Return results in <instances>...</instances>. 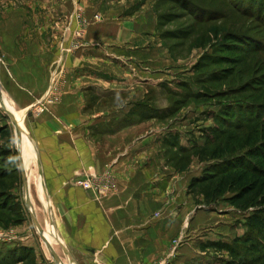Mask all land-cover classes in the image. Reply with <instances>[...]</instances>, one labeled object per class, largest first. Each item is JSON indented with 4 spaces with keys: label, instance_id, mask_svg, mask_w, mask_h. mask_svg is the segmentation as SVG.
Instances as JSON below:
<instances>
[{
    "label": "crops",
    "instance_id": "1",
    "mask_svg": "<svg viewBox=\"0 0 264 264\" xmlns=\"http://www.w3.org/2000/svg\"><path fill=\"white\" fill-rule=\"evenodd\" d=\"M154 2L0 0V87L22 131L24 194L25 176L60 264H213L202 233L231 238L229 223L188 193L191 171L167 160L164 138L175 125L144 115L150 88L190 73L170 55L162 69ZM56 74L66 80L60 101L34 113ZM85 174L116 188L99 196L78 184ZM17 230L15 245L40 256L31 223Z\"/></svg>",
    "mask_w": 264,
    "mask_h": 264
},
{
    "label": "trees",
    "instance_id": "2",
    "mask_svg": "<svg viewBox=\"0 0 264 264\" xmlns=\"http://www.w3.org/2000/svg\"><path fill=\"white\" fill-rule=\"evenodd\" d=\"M241 1L246 6L239 7L240 11L264 22V0ZM252 9H255L256 13H253ZM211 19L208 17V20ZM165 21L166 15H159V32ZM163 36L166 35L163 33ZM225 41L234 46V50L248 43L250 37L246 33L233 32L229 33ZM257 51H264V46L250 53ZM220 56H209L196 63L195 72L199 71L202 74L200 77L196 75L190 77L191 81L180 82L181 91L174 90L169 82L162 83L160 87L169 98L164 109L157 108L150 102L151 93L155 90L151 89L148 101L144 104V109L147 110L144 115L167 121L179 115L184 108H188L189 104L186 103L191 99L203 104L214 100L218 102L220 110L208 112L207 118L214 120L215 126L204 129L202 135L204 143L187 147L181 144L180 134L166 136L164 138L166 157L175 151L183 157L192 156L203 163H210L201 176L192 178L188 187L189 194L194 196L197 204L201 206L199 208L213 207L220 202H226L235 210L247 214L246 231L242 235L236 236L230 242L212 244L219 250H227L231 255L232 259L224 264H264V93H261L264 92L262 89L264 83H251L250 94L241 86L226 89L225 86H221L222 89H217L215 83H224V80L230 77L229 74L224 73L222 76L215 71L209 74V67L219 63V59L225 58L224 55ZM246 94L248 96L243 97ZM8 154L9 158L18 156L15 149ZM6 158L2 160L5 161ZM167 158L169 163H175L174 157ZM11 161L13 165H7L8 171H3L0 175L4 180L1 191L6 189L14 191L21 181L19 166L14 165L13 159ZM178 166L180 165L174 164L176 169L185 170L177 168ZM2 199L0 222L7 220L22 223L25 205L21 198L10 193ZM34 251L27 247L11 249L7 254H0V259L3 263L13 262L12 260L24 263L36 259Z\"/></svg>",
    "mask_w": 264,
    "mask_h": 264
},
{
    "label": "rangeland",
    "instance_id": "3",
    "mask_svg": "<svg viewBox=\"0 0 264 264\" xmlns=\"http://www.w3.org/2000/svg\"><path fill=\"white\" fill-rule=\"evenodd\" d=\"M245 6L246 5L241 0H155L154 9L158 13V16L166 15V21L160 28L159 32L161 36V44L165 47L166 54H159L158 59L162 60L165 58V60H167V65L162 69L166 72L169 69L168 67H171L168 63L170 55L173 60L180 63L177 65L182 67V69L189 68L190 70V73H187L186 75L181 73V75L179 74L176 76L173 82L174 90L181 91L182 88L179 87L180 82L186 80L189 81V78H193V76L200 77L202 73L199 71L195 72V64L200 62V60L213 55H217L218 57L224 55L225 58L219 59V63L209 67V74L212 71H215L222 76L224 73L230 75L228 80H224V83L214 84L217 86V89H222L223 87L221 86H225V89L231 86L235 88L241 86L250 94L251 83H264V51L250 53V51H253L260 46H264V22L257 20L248 13L240 11L239 7L243 8ZM252 12L256 13V10L252 9ZM79 15L82 16L80 13L77 14V20ZM98 15L99 14L95 16L96 20H99L97 18ZM99 16L101 17V15ZM208 17L209 19L210 17L212 19L208 20ZM202 19L207 20L204 22L197 21ZM233 32L249 34L250 41L242 44L239 49L233 50L234 46L227 44L225 41V38L229 33ZM163 33L166 35L165 37H162ZM228 48H230V50ZM244 50L247 52L244 53ZM262 89L264 90V84ZM244 96L247 97L248 94L243 95V97ZM151 97L152 99L150 102L157 106V108L164 109L168 105L169 98L166 97V94L160 87L155 88L154 92L151 93ZM2 101L3 100L0 97V175L3 171H8L6 168L7 165H13V162L11 161L12 159L15 166H19V159H21L16 127L5 107H3ZM186 104H189L188 108H184L179 115L168 119L167 121L159 122V120H155L154 122L156 125H169L173 123L175 128L173 127L172 130L167 129V136L178 133L180 134L181 144L187 147H192L196 143H204L202 136L204 129L206 130L209 127L215 126V121L207 118L208 112H218L220 106L215 100L203 104L201 102L196 103L194 99H191L190 101H187ZM13 149L18 152V156L16 158H9L10 156L8 153ZM171 153L167 154V157H174V164L180 165L177 168L181 167L182 169H185L182 172L191 171L193 178L196 175L201 176L204 170L210 165V163H203L198 158L192 156L183 157L175 151H172ZM4 157H7L5 161L2 160ZM170 164L174 166V164ZM3 182L4 180L0 178V204L3 202V196L14 193V196L20 197L25 205L26 201L23 180L21 179L16 187L18 189L15 188L14 191L11 189L1 191V189H3L1 185ZM8 182L9 181H7V183ZM192 197L198 208L201 207L197 204L194 196ZM199 209H204L217 215H221V217H223L222 219L225 220V223H229V226H226V228H229L230 230V239L221 238L220 240H212L216 238L218 239L221 236L224 237V234H218L220 233L218 230H207L202 233V235L207 237L209 246L211 245L208 253L213 257V264H224L226 261L232 259L231 255L227 250H219L212 246V244L221 241L230 242L236 237H232L233 235H238L239 233L242 235L246 231L245 216L247 214L245 215L244 213L235 210L226 202H220L213 207H203ZM22 217L24 218V221L20 224L7 220H2L0 222V230L6 232L14 231L13 233L15 236L13 239H6L5 242L0 240V254H7L11 249L18 250L19 248L23 249L24 247L34 249L29 246L15 245L18 241L17 228L28 220L31 223L32 232L35 233L39 240L41 257L37 255L36 250L34 249L36 254L35 260L33 259L31 261L30 259L24 263H17L12 260L13 262L3 263L2 259H0V264H58L49 250L43 236L39 233L33 220L31 210L26 205Z\"/></svg>",
    "mask_w": 264,
    "mask_h": 264
},
{
    "label": "built area",
    "instance_id": "4",
    "mask_svg": "<svg viewBox=\"0 0 264 264\" xmlns=\"http://www.w3.org/2000/svg\"><path fill=\"white\" fill-rule=\"evenodd\" d=\"M78 20L83 23V17L78 16ZM97 18L100 20V16ZM82 30L76 32V36L82 35ZM63 74H56L53 77V81L48 93L42 97L32 108L33 112L36 114H41L47 112L49 110V105L52 103H57L61 99V95L63 92V85L66 83V80L63 78ZM78 184L84 187L87 190L94 191L97 195H106L115 190V184L111 182L108 176L105 179H101L99 177H94L92 175L85 174L84 177L78 180ZM14 231L6 232L4 230H0V240L6 241V239H13ZM180 240L176 239L174 241L175 245H178Z\"/></svg>",
    "mask_w": 264,
    "mask_h": 264
},
{
    "label": "water",
    "instance_id": "5",
    "mask_svg": "<svg viewBox=\"0 0 264 264\" xmlns=\"http://www.w3.org/2000/svg\"><path fill=\"white\" fill-rule=\"evenodd\" d=\"M0 97L2 98V103H3V106L5 107L6 111L8 112L9 116L12 118L13 122H14V125L16 127V133H17V136L18 138L21 136L22 134V131H21V127L19 125V122L15 116V114H13L12 112H10L7 107H6V102H5V96H4V92L3 90L1 89L0 87ZM25 175V174H24ZM24 181H25V186H26V193H25V201H26V205L29 207V209L31 210L32 212V216H33V220L38 228V231L39 233L43 236L49 250L51 251L53 257L55 258V260L58 262H61V259L60 257L57 255L53 245L51 244V242L47 239V237H45V234H44V230L43 228L41 227L37 217L35 216L34 212L32 211L31 209V205H30V200H29V193H28V182H27V178L24 176Z\"/></svg>",
    "mask_w": 264,
    "mask_h": 264
},
{
    "label": "bare ground",
    "instance_id": "6",
    "mask_svg": "<svg viewBox=\"0 0 264 264\" xmlns=\"http://www.w3.org/2000/svg\"><path fill=\"white\" fill-rule=\"evenodd\" d=\"M45 237H46V236H45ZM57 263H58V264H60V262H59V261H58Z\"/></svg>",
    "mask_w": 264,
    "mask_h": 264
}]
</instances>
